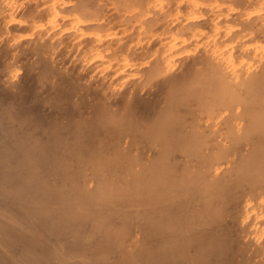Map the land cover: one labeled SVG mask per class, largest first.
<instances>
[{
	"label": "bare ground",
	"instance_id": "obj_1",
	"mask_svg": "<svg viewBox=\"0 0 264 264\" xmlns=\"http://www.w3.org/2000/svg\"><path fill=\"white\" fill-rule=\"evenodd\" d=\"M0 264H264V0H0Z\"/></svg>",
	"mask_w": 264,
	"mask_h": 264
}]
</instances>
